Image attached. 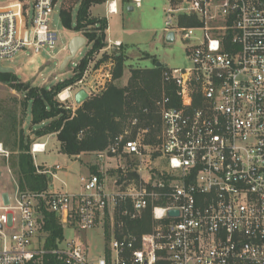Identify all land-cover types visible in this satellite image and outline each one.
Wrapping results in <instances>:
<instances>
[{
    "label": "built area",
    "instance_id": "obj_1",
    "mask_svg": "<svg viewBox=\"0 0 264 264\" xmlns=\"http://www.w3.org/2000/svg\"><path fill=\"white\" fill-rule=\"evenodd\" d=\"M65 1L0 3V60L27 49H56L59 35L50 22ZM168 2L165 36L173 32L175 40L185 41L190 63L163 71L156 139L134 117L136 130L119 133L95 152L103 165L118 159L112 191L105 170L82 176L78 194L17 188L13 205L10 194L0 192V264H44L48 255L64 264H264V0ZM106 3L110 14L118 13L117 0ZM182 15L193 18L192 24L181 25ZM87 69L58 93L66 107L73 108L69 102L80 89L98 94L93 81L86 83L89 90L76 89L85 84ZM45 150V142L31 145L33 155ZM10 154L0 142V157L8 161ZM40 172L53 174L47 167ZM44 208L80 231L109 215L106 253L90 259L81 238L35 245ZM172 209L179 215H170ZM146 210L153 228L127 231L122 215L136 219ZM15 228L9 237L7 230Z\"/></svg>",
    "mask_w": 264,
    "mask_h": 264
},
{
    "label": "rangeland",
    "instance_id": "obj_2",
    "mask_svg": "<svg viewBox=\"0 0 264 264\" xmlns=\"http://www.w3.org/2000/svg\"><path fill=\"white\" fill-rule=\"evenodd\" d=\"M7 1L8 0H0V3H5ZM82 1L83 0H66L63 5V9L71 10L72 29L65 28L62 23L60 14L62 5L60 6L58 4L55 8L50 25L59 35V44L56 49L50 53L42 51L37 54L34 53L32 49H27L20 51L13 57L0 60V65L13 68L15 70L14 73L21 81L27 82L33 87L37 86L51 89L57 83L74 76L77 65L88 55L93 46V43L89 42L86 38L84 31L74 30L77 22V13ZM168 5V0H143L140 7H136L135 4L127 5L120 1L119 14L111 16L106 14L105 4L93 5L91 7L93 15L106 17L108 20V27L110 29L107 33V39L115 40L116 38H120L126 44V49L118 48L117 50L116 47L109 46L107 42L104 48L94 52L90 58L91 62L87 69L85 84L79 85L76 89L86 88L89 90L86 83L93 81L94 87L99 91L98 94L105 90L112 81V74L115 68L113 58L118 53H122L125 58L124 71L122 77L118 80H113V82L121 87L128 84L133 69L153 68L155 60L161 62L164 67L168 66L172 69L187 66L190 63V59L186 51L185 41L179 36L172 43L166 41L165 21ZM130 7H134V10H131ZM29 14H32V9H30ZM192 21L193 18L190 16L182 15L180 17L181 25L188 26L192 24ZM75 35L84 36L87 39L86 44L78 54L69 61L64 69L60 70L63 59L69 54V49L66 51L62 50V48L68 45L70 39ZM104 57L108 58L105 61L99 62ZM112 62H114V64H112ZM98 66L99 68L97 70ZM108 74L111 75L110 78ZM25 104L26 98L21 92L13 89L9 84L0 81V140L13 139L7 132L9 129L10 131L12 130L11 124L16 122L17 131L19 134L23 133L26 142L30 145L34 142H39L38 139L40 136L36 134V131L40 129L43 124H32L31 102L29 101V103ZM69 105L73 107L72 109L74 111L78 108L79 104L76 102H69ZM143 114L145 115H140L136 112L131 117L129 116V118L124 121V130L122 132L131 128L135 129L131 121L132 118L139 117V126L150 127V140L154 141L160 129V116L157 114V119L156 117L150 119L146 113ZM12 117L17 118L12 119ZM42 139L47 140V147L44 152L34 155L35 163L39 166L50 167L55 172L56 175L54 174L52 178L55 191L68 192L70 194L80 193L83 190L81 177L86 176L88 173L81 162L88 165L93 164L95 161L94 154H84L81 155L80 158L75 159V156H70L61 151V143L57 137L45 136ZM16 156V152L12 153L9 162L7 159L0 157V192L1 194H10L11 203L13 205L15 204V178H17V176L15 170L12 168V163L16 160ZM4 162H6V164ZM117 162L115 158H112L110 161L106 160V171L115 169ZM122 163H124V161H122ZM56 165H59L61 168L56 170ZM12 169L14 175L11 172ZM114 183L115 177L109 175L106 180L107 191H112V185ZM15 231H17L16 228L8 229L6 234L10 237ZM64 232L67 238L72 237L74 234L67 226H65ZM79 232L84 235V231ZM85 233L91 256L93 258L99 257L104 248L102 230L99 228L92 231H85ZM1 245L2 240L0 239V247Z\"/></svg>",
    "mask_w": 264,
    "mask_h": 264
},
{
    "label": "trees",
    "instance_id": "obj_3",
    "mask_svg": "<svg viewBox=\"0 0 264 264\" xmlns=\"http://www.w3.org/2000/svg\"><path fill=\"white\" fill-rule=\"evenodd\" d=\"M106 1L83 0L79 7L74 30L84 31L86 38L93 43V46L88 55L77 65L74 76L48 89L33 87L29 83L21 81L15 73H0L1 82L9 84L13 89L21 92L26 98V104L31 102L32 124H43L36 134L38 136L56 134L61 142V151L70 156L105 149L112 139L124 130V121L136 112L145 115L143 114L145 108L149 110L147 116L150 119L158 118L156 101L162 97L164 91V65L158 67L157 60H155L153 68L133 69L128 84L121 87L116 85L113 80H118L123 75L125 58L122 53L116 54L113 58L115 68L112 81L101 93L91 95L74 111L58 99V93L82 78L91 55L107 44L105 33L107 19L92 17L90 14V7L93 4H101ZM61 20L65 28L72 29L70 9L61 11ZM107 58L104 57L99 62L105 61ZM167 89L166 92L173 93L169 88ZM15 118L17 117H12V119ZM11 128L12 130L9 129L7 133L13 139H4L3 143L11 149L12 153L16 152L17 156L12 163V168L15 170L19 188L23 191L49 190L52 175L38 171L31 154V145L25 141L23 133L19 134L17 131L16 122L11 124ZM43 213L42 231L47 235L45 246H57V241L64 239V228L55 213L49 212L45 208ZM122 218L127 231L144 232L153 228L150 210H146L142 217L136 219H131L129 215H122ZM44 259V264H64L53 256L48 255Z\"/></svg>",
    "mask_w": 264,
    "mask_h": 264
},
{
    "label": "crops",
    "instance_id": "obj_4",
    "mask_svg": "<svg viewBox=\"0 0 264 264\" xmlns=\"http://www.w3.org/2000/svg\"><path fill=\"white\" fill-rule=\"evenodd\" d=\"M119 0H117V3H118V13H115V14H110L109 12H108V9H107V3L105 2V3H102V4H105L106 5V14H108V15H117V14H119V12H120V1L122 2V3H124V4H127V5H133L134 4V2H133V0H120L119 2H118ZM143 1V0H142ZM93 5H95V4H93ZM92 5V6H93ZM142 5V4H141ZM91 6V7H92ZM91 7H90V14H91V16L92 17H97V18H105V19H107L106 17H101V16H95V15H93V13H92V11H91ZM131 10H134V7L131 9ZM109 25H108V20H107V29H106V42H108V45L110 46V44H113L115 41H122L120 38H116L115 40H108L107 39V33L109 32V27H108ZM166 37V36H165ZM112 47H114L115 48V46H112ZM119 49L120 48H123V49H126V44L122 41V46H120V47H118ZM118 48L116 47V49L118 50ZM158 62V61H157ZM112 64H114V62H112ZM100 66V65H99ZM99 66L97 67V70H98V68H99ZM110 78V77H109ZM110 80V79H109ZM89 98H90V96H89ZM80 105V104H79ZM78 105V106H79ZM46 136H48V137H57L56 136V134H49V135H46ZM45 136H40L39 137V139H38V141L39 142H45L46 143V147H47V140H43L42 138H44ZM0 142H3V141H1L0 140ZM61 143V142H60ZM4 144V143H3ZM5 145V144H4ZM6 147V146H5ZM8 148V147H7ZM9 149V148H8ZM10 150V149H9ZM97 151H99V150H97ZM11 152V151H10ZM95 152L96 151H92V152H83V153H81V154H79V155H77V156H75V159H77V158H80V156L81 155H84V154H88V153H92V154H94V157H95V161H94V163L93 164H91V165H88V164H84V163H82L81 162V164L87 169V171H88V173H87V175L88 174H90V173H98V174H100V173H102L103 171H105L106 169H105V164L103 165L102 163H100L99 161H98V159H97V157H96V155H95ZM32 154V153H31ZM32 156H33V158H34V155L32 154ZM10 158V157H9ZM112 159V158H111ZM111 159H108V161H110ZM81 161V160H80ZM117 161H118V159H117ZM8 162H9V159H8ZM1 163V162H0ZM5 164H6V162H4ZM118 163V162H117ZM35 165H36V167L38 168V171L40 172L41 171V169L43 170L45 167L44 166H39V165H37L36 163H35ZM43 167V168H42ZM47 168H50V167H47ZM114 169H112L111 171H107V173H108V176L109 175H113V176H115V174H114V171H113ZM11 171V170H10ZM53 171V170H52ZM12 174H13V169H12ZM55 174V172L53 171V174H51L52 175V178H53V175ZM14 175V174H13ZM56 175V174H55ZM15 185H16V187H15V191L17 190V188H19V185H18V181H17V178H15ZM49 189H53L54 190V186H53V184H52V182H51V184H50V186H49ZM55 191V190H54ZM58 217V216H57ZM58 221H59V223H60V219L58 218ZM61 224V223H60ZM62 225V224H61ZM65 226H67L69 229H71V231L74 233L73 234V236L72 237H70V238H67L66 236H65V232H64V239L63 240H66V239H71V238H81V239H83L84 241H85V243H86V246H87V248H88V254H89V257H90V259H97V258H93L92 256H91V253H90V248H89V245H88V243H87V239L85 238V231H84V235H82V234H80V230H78L77 229V227L75 226V225H62V227L63 228H65ZM101 229L102 230V232H103V244H104V248H103V251H102V253H101V255L100 256H102L103 254H105L106 253V251H107V249H106V247L108 246V241H109V239L112 237V227H111V225H110V217H109V215H106L105 217H103L102 219H99V222H98V224L96 225V227L94 228V229H92V230H96V229ZM92 230H90V231H92ZM78 232H79V234H78ZM87 232V231H86ZM46 238H47V235H46V233L45 232H43V231H41V233H40V235H39V238H38V240L35 242V245H40V244H46ZM99 256V257H100Z\"/></svg>",
    "mask_w": 264,
    "mask_h": 264
},
{
    "label": "water",
    "instance_id": "obj_5",
    "mask_svg": "<svg viewBox=\"0 0 264 264\" xmlns=\"http://www.w3.org/2000/svg\"><path fill=\"white\" fill-rule=\"evenodd\" d=\"M133 7H130L132 9ZM175 40V35L173 32H169L166 35V41L168 43H171ZM87 39L82 36V35H75L72 37L69 41L68 44V49H69V54L63 59L61 65H60V70H63L64 67L71 61L77 54L78 52L85 46ZM157 66L161 67L163 64L161 62H157ZM12 72L14 73L15 70L11 67H5L3 65H0V73H9ZM89 98V93L85 89H80L75 93V102L77 104H82L84 101H86ZM170 215H179V211L177 209H172L169 211Z\"/></svg>",
    "mask_w": 264,
    "mask_h": 264
},
{
    "label": "bare ground",
    "instance_id": "obj_6",
    "mask_svg": "<svg viewBox=\"0 0 264 264\" xmlns=\"http://www.w3.org/2000/svg\"><path fill=\"white\" fill-rule=\"evenodd\" d=\"M63 94H66V92H64Z\"/></svg>",
    "mask_w": 264,
    "mask_h": 264
}]
</instances>
